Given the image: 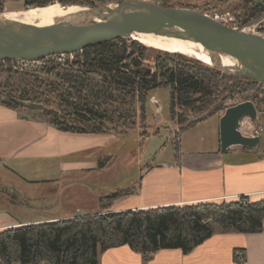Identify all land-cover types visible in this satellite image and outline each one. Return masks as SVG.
I'll return each instance as SVG.
<instances>
[{
  "label": "trees",
  "instance_id": "trees-1",
  "mask_svg": "<svg viewBox=\"0 0 264 264\" xmlns=\"http://www.w3.org/2000/svg\"><path fill=\"white\" fill-rule=\"evenodd\" d=\"M4 1L0 0V12ZM243 1L250 5L245 8L243 24L264 15V0ZM54 2L95 6V0H24V9ZM216 18L222 21L220 15ZM146 46L136 40L118 38L76 52L74 60L65 64L51 61L52 56L43 59L41 70L48 77L40 79L39 86L45 87L46 94L43 91L42 94L53 96L57 108L49 109L45 104L49 98L43 99L34 91L44 108L27 110L41 111L47 117L44 121L62 132L84 135L113 132L121 136L135 129L138 118L144 122L147 119L149 93L168 88L170 119L175 123V155L179 158L180 136L184 131L219 114L226 108L223 102L229 95L253 90L258 84L251 78L180 55L165 54L164 58L159 55L154 59V72L139 70L143 66L141 60L151 58ZM32 87L39 92L35 85ZM2 96L6 98L0 99V103L18 109L22 106L12 98L32 100L25 89L18 96ZM259 101L264 102V97ZM104 164L99 161L98 167ZM135 188H119L101 196L100 202L109 201L102 208L106 209L121 196L133 194ZM263 220L264 198L252 201L243 196L221 203L62 217L1 230L0 264H99L101 252L122 245L130 246L146 259L161 249L179 248L189 253L211 237L216 228L222 232L258 233Z\"/></svg>",
  "mask_w": 264,
  "mask_h": 264
},
{
  "label": "rangeland",
  "instance_id": "rangeland-1",
  "mask_svg": "<svg viewBox=\"0 0 264 264\" xmlns=\"http://www.w3.org/2000/svg\"><path fill=\"white\" fill-rule=\"evenodd\" d=\"M119 0H95L94 7L76 5L81 8H100L107 5H115ZM155 3L159 6L172 7H189L203 11L209 15L218 17L230 13L233 20L225 17L221 22L231 27H244L246 31L254 32L264 36V15L252 19L249 23L243 24V16L250 5H245L243 0H142ZM24 9V0H5L3 2V10ZM245 17V16H244ZM227 18V17H226ZM249 29V30H248ZM251 29V30H250ZM126 39L133 40L132 37ZM146 46V45H145ZM148 55L151 58L142 59V67L150 68L151 72L156 70L154 59L159 55H180L193 61H200L205 64L203 60L196 57L185 55L182 53H171L156 48L148 47ZM72 57H57L52 56L50 59L54 62L65 64L67 60L72 61ZM2 62L0 65V96L1 100H5L6 96L2 94H11L18 96L24 89L28 97L37 105H42L34 96V91L45 97V87L39 86L41 80L47 79V75L42 72L44 62L36 61L28 63L26 66L18 65L14 62ZM48 63V62H47ZM51 63V62H50ZM38 79V80H37ZM33 84V85H32ZM38 88L37 92L36 88ZM41 89H40V88ZM42 91L45 94H42ZM258 99H257V98ZM264 97V83L258 82L255 88L245 90L229 95L223 102V107H229L245 100H253L259 112H264V102L259 100ZM49 102H45L49 109H56L57 104L52 101L53 96H49ZM170 91L168 88H157L149 93L147 101V119L141 121L137 119L135 129L129 130L123 135H116L110 132L101 135H91V137H84V134H79L80 137L68 136L65 138V146L60 149L74 147V152L68 154L53 156L50 158L39 159V161H29L24 164V170L14 171L17 175H21L27 181L36 183V189L29 186L23 192L26 197L19 193H12V197H21L17 200L19 207H22L23 214L13 215L20 221L47 219L53 213L66 214L65 217H78L84 214H100L115 211L113 209L114 203L107 206L108 200L104 199L100 202V197L109 195L110 192L123 187L133 177L134 170L138 165L143 163L156 162L159 160H169L175 158V133L173 128L175 123L170 119L169 111ZM138 106V105H137ZM225 108V109H226ZM28 116L47 120V117L41 112H32L31 110H22ZM224 109V110H225ZM40 110V109H38ZM224 110L220 113L223 114ZM219 113V114H220ZM217 118L212 117L206 122H201L194 128L188 130L183 134L182 148L184 151H194L196 149H207L213 145V137L215 136V129ZM262 125L256 123V127L262 126L264 128V114L258 116ZM256 121V120H255ZM249 118H245L240 125L241 131L250 135L251 125L255 122ZM88 136V135H87ZM147 136V137H146ZM263 148H264V131L261 133ZM93 143L92 149L88 147ZM104 143V144H103ZM62 145V142H60ZM97 146L95 147L94 145ZM99 144V145H98ZM68 146V147H66ZM110 158V159H107ZM99 161L104 162L103 167H98ZM75 163V168H62L61 165ZM135 167L132 169V167ZM59 180L55 181L54 179ZM6 185L0 184V199H6ZM128 187V186H127ZM22 193V192H21ZM10 196V197H11ZM119 197L118 199L122 198ZM3 198V199H2ZM117 199V200H118ZM6 203V202H5ZM42 203V204H39ZM44 204V205H43ZM48 204V205H45ZM43 205V206H40ZM18 212L20 210H14Z\"/></svg>",
  "mask_w": 264,
  "mask_h": 264
},
{
  "label": "crops",
  "instance_id": "crops-1",
  "mask_svg": "<svg viewBox=\"0 0 264 264\" xmlns=\"http://www.w3.org/2000/svg\"><path fill=\"white\" fill-rule=\"evenodd\" d=\"M22 110L26 111L25 108ZM263 114V111L259 112L260 116ZM221 115L210 117L217 118L211 148L194 151H184L182 148L183 134L201 122H206L208 118L181 134L179 158L175 155L174 159L143 163L138 168L135 166L133 177L123 186H135L134 193L116 200L113 209L146 210L221 203L242 196L252 201L263 199L264 148L261 133L264 129L259 135L260 144L257 148L233 146L222 152L219 139ZM258 122L262 125L257 119L252 123L253 126ZM68 136L80 137L79 134L62 132L40 118L28 116L21 109L0 103V184L7 186L5 193L10 196L19 193L26 197L23 192L28 186L36 189V183L25 180L14 171L24 170V164L29 161L74 152V147L60 149L65 146L64 139ZM92 144L88 145L90 149L94 148ZM61 167L74 169L75 163H63ZM5 196L7 198H2L3 201L0 199V231L23 224L55 220L66 215L53 213L47 219L20 221L13 215L23 214L17 201L22 198ZM12 209L20 211L15 213ZM99 264H264V220L262 230L258 233L222 232L216 228L211 237L189 253L179 248L161 249L146 259L128 245L112 247L100 253Z\"/></svg>",
  "mask_w": 264,
  "mask_h": 264
},
{
  "label": "water",
  "instance_id": "water-1",
  "mask_svg": "<svg viewBox=\"0 0 264 264\" xmlns=\"http://www.w3.org/2000/svg\"><path fill=\"white\" fill-rule=\"evenodd\" d=\"M82 9L85 11L43 27L24 26L4 19L0 13V61L36 62L132 37L134 33H154L201 43L213 56L211 65L264 83V36L261 34L231 27L193 8L162 7L142 0H119L115 5ZM224 55L233 58L235 65L225 66L216 58ZM139 70L151 72L146 67ZM12 101L25 109L44 108L17 98ZM258 116L259 110L252 100L227 107L219 119L221 151L226 152L233 146L257 148L260 137L244 134L240 125L245 118L255 121Z\"/></svg>",
  "mask_w": 264,
  "mask_h": 264
},
{
  "label": "bare ground",
  "instance_id": "bare-ground-1",
  "mask_svg": "<svg viewBox=\"0 0 264 264\" xmlns=\"http://www.w3.org/2000/svg\"><path fill=\"white\" fill-rule=\"evenodd\" d=\"M81 7L76 5L65 7L59 2H54L45 6L4 11L1 16L6 20L18 22L24 26L43 27L52 25L60 19L69 18L78 12L85 11V9H82ZM132 38L144 45L169 52H177L193 56L209 64H212L214 61L211 53L207 51L201 43L191 39L154 33H134ZM216 58L225 66L232 67L235 65V60L229 56L224 55ZM243 124L244 122H242V125Z\"/></svg>",
  "mask_w": 264,
  "mask_h": 264
},
{
  "label": "built area",
  "instance_id": "built-area-1",
  "mask_svg": "<svg viewBox=\"0 0 264 264\" xmlns=\"http://www.w3.org/2000/svg\"><path fill=\"white\" fill-rule=\"evenodd\" d=\"M221 17V20H224V17H225V22H226V20L227 19H229V20H233V17L231 16V14L230 13H226L224 16H220ZM227 17V18H226ZM234 28H243L244 30H246L244 27H234ZM252 33H254V32H252ZM73 54L74 53H72V54H59V55H55V56H57V57H67V56H70V57H72L73 56ZM12 62H14V63H16V64H20V65H22V66H26L28 63H31L32 61H26V60H22V61H12ZM263 127L262 126H258V127H255V126H253V125H251V132H250V135L251 136H255V135H260V133L263 131Z\"/></svg>",
  "mask_w": 264,
  "mask_h": 264
}]
</instances>
